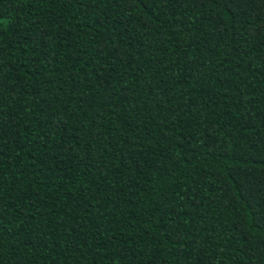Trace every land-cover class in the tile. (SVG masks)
Instances as JSON below:
<instances>
[{
	"label": "trees",
	"instance_id": "1",
	"mask_svg": "<svg viewBox=\"0 0 264 264\" xmlns=\"http://www.w3.org/2000/svg\"><path fill=\"white\" fill-rule=\"evenodd\" d=\"M236 10L0 0V264H264V0Z\"/></svg>",
	"mask_w": 264,
	"mask_h": 264
},
{
	"label": "snow or ice",
	"instance_id": "2",
	"mask_svg": "<svg viewBox=\"0 0 264 264\" xmlns=\"http://www.w3.org/2000/svg\"><path fill=\"white\" fill-rule=\"evenodd\" d=\"M117 2H119V0H117ZM138 2L141 4L152 2L155 5V0H138ZM218 2L220 3L221 7H235L237 10L234 13V15L237 18H239L240 16H244L245 18L249 17V13L246 10L241 11V9L244 8V5L248 3V0H218ZM205 3H206V0H160V4L162 5V8L167 7L170 11L174 10L175 7H181V6H184L185 4H187L190 7L200 8V7H203ZM257 27L261 31V35H264V18H261L259 20ZM255 30L256 28H253L251 25L249 26L248 29H246V31H249L250 34L252 31H255ZM241 36H243V33H241ZM249 43L252 44L253 48L256 47V42L254 40H250ZM261 43H264V41H261ZM157 83L163 84V81H157ZM60 120L62 123L63 118L61 117ZM61 123L57 124L58 128L61 126ZM77 139H79V137ZM177 220H178L177 228L179 230H182L179 224V216H177ZM259 223H264V216H261Z\"/></svg>",
	"mask_w": 264,
	"mask_h": 264
}]
</instances>
